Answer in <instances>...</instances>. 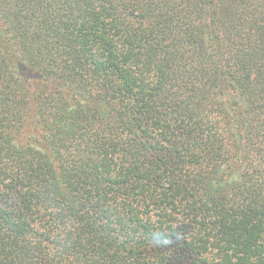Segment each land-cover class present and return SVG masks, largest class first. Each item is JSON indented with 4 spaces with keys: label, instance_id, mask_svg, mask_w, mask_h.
<instances>
[{
    "label": "trees",
    "instance_id": "16d2710c",
    "mask_svg": "<svg viewBox=\"0 0 264 264\" xmlns=\"http://www.w3.org/2000/svg\"><path fill=\"white\" fill-rule=\"evenodd\" d=\"M0 264H264V0H0Z\"/></svg>",
    "mask_w": 264,
    "mask_h": 264
}]
</instances>
